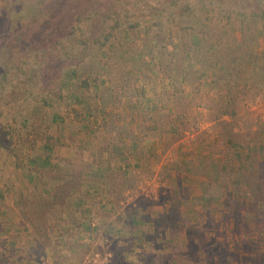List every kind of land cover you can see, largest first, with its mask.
Segmentation results:
<instances>
[{
	"label": "rangeland",
	"instance_id": "1",
	"mask_svg": "<svg viewBox=\"0 0 264 264\" xmlns=\"http://www.w3.org/2000/svg\"><path fill=\"white\" fill-rule=\"evenodd\" d=\"M0 264H264V0H0Z\"/></svg>",
	"mask_w": 264,
	"mask_h": 264
},
{
	"label": "trees",
	"instance_id": "2",
	"mask_svg": "<svg viewBox=\"0 0 264 264\" xmlns=\"http://www.w3.org/2000/svg\"><path fill=\"white\" fill-rule=\"evenodd\" d=\"M106 37H109V35H106Z\"/></svg>",
	"mask_w": 264,
	"mask_h": 264
},
{
	"label": "crops",
	"instance_id": "3",
	"mask_svg": "<svg viewBox=\"0 0 264 264\" xmlns=\"http://www.w3.org/2000/svg\"><path fill=\"white\" fill-rule=\"evenodd\" d=\"M21 239H23V238H21Z\"/></svg>",
	"mask_w": 264,
	"mask_h": 264
}]
</instances>
